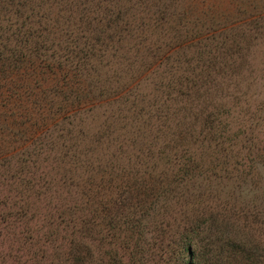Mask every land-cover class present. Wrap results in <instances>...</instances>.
<instances>
[{"label": "trees", "instance_id": "16d2710c", "mask_svg": "<svg viewBox=\"0 0 264 264\" xmlns=\"http://www.w3.org/2000/svg\"><path fill=\"white\" fill-rule=\"evenodd\" d=\"M121 1L129 4V0H0V177L9 181V193L0 202L3 212L7 211L1 222L8 228L11 222L22 221L25 229L23 240L16 239L19 248L14 252L25 249L27 264L45 260L47 264H264V241L256 233L260 229L258 215L237 210L230 203L218 204V212L209 213V217L201 212L188 216L181 228L172 214L168 220L163 216L164 220L157 219L148 242L136 224L129 222L131 214L125 218L98 201L97 206H103L100 224L105 231L98 239L92 237L91 223L74 217V206L65 211L51 206L52 214H43L39 228L29 226L41 215L38 199L50 200L51 180L41 172L47 163L65 168L68 174L71 163H81L86 173L97 168L87 181L89 186L99 174L110 177L106 181L109 186L124 179L113 157L102 165L99 159L86 155L93 152L92 146L105 142L101 141L105 135L117 133L128 122L132 125L135 116L142 117L152 106L129 101L128 89L119 85L115 74H99L107 68L106 62L129 60V49L118 47L125 36L134 34L144 45L152 33L168 29L172 34L170 45L159 52L146 49L145 54L132 52L131 57L144 72L156 73L158 89L167 91L160 104L163 108L156 109L159 114L165 111L170 93L181 94L176 85L192 90L197 85L208 86L211 69L219 65L225 72L231 70L229 60L241 51L238 43L243 31L227 41L219 37H227L225 33H201L191 26L181 32L179 23L171 25L174 0H131L130 4L137 6L148 3L144 18L130 14L129 8L120 10ZM212 21L207 19V24ZM199 61L207 62L204 69L189 64ZM182 66L185 77L178 72ZM155 67H161L160 71ZM49 91L56 100L49 98ZM103 101L120 104L79 150L75 128L80 127L82 115L101 108ZM225 117L227 112L220 105L202 114L200 131L204 136L199 142L217 140L219 148L233 145L234 138L221 129ZM192 119L198 118L194 115ZM162 127L166 126L157 131ZM181 132L184 137L177 136ZM192 133L190 127H181L176 139L175 135L169 142L163 139L156 161L145 166L149 154L138 161L142 176L127 188L141 189L132 219L139 212L147 214L160 198L165 202L177 198L184 177L197 168L188 148L189 140L191 144L196 141ZM227 149L231 154L232 149ZM157 164L162 166L159 174L155 172ZM93 195L85 200L93 203L101 194ZM11 258L17 262L20 255Z\"/></svg>", "mask_w": 264, "mask_h": 264}, {"label": "rangeland", "instance_id": "374dc122", "mask_svg": "<svg viewBox=\"0 0 264 264\" xmlns=\"http://www.w3.org/2000/svg\"><path fill=\"white\" fill-rule=\"evenodd\" d=\"M122 2H119L120 10L129 8L130 14L139 18L146 16L148 3L137 6L130 4L131 0L129 4ZM171 5L173 17L170 24L176 26V23H179L181 32L191 26L201 33L207 30L225 33L227 37L223 34L219 37L230 41L231 38L236 37L234 35L243 31L241 42L238 43L241 51L235 52L229 60L233 67L225 72L222 67L215 65L211 69L212 73L208 78L211 83L209 82L208 86L197 85L196 89L192 90L176 85V90H180L181 94L170 93V99L164 105L165 111L159 114L156 109L163 108L160 104L165 101L167 91L158 89V84L155 83L156 73L149 75V72H144V67L139 66V62L138 65L132 62L131 57L132 52L143 55L146 49L153 53L159 52L160 49L170 45L172 34L168 29L152 33L149 41L144 42V45L138 43L139 39L134 34L132 37L125 36V39L118 43V47L129 49V60L106 62L107 68H103L104 70L99 74L103 75L105 72L108 75L115 74L114 77L117 76L119 85L128 89L129 101H136L145 108L148 105L152 106L142 117L135 116L132 125H129L132 121L128 122L125 127L121 125L119 128L122 130H118L117 133L114 134L113 131L109 136L105 135L101 140L105 142L98 147L92 146L93 152L86 155L87 158L99 159L102 165L107 164L109 157H113V163L118 168H122L124 179H118L109 186L106 181L110 177L99 174L95 180L89 182V186L87 181L97 168L91 173H86L83 172L81 163H71L68 174L65 173V168L61 169L59 165L47 163L45 164L47 167L41 172L48 175V179L51 180L50 200L44 197L38 199L37 206L41 215L37 222L33 219L29 226L36 224L39 228L43 223V214H52L51 206L61 208L62 211L74 206V211L77 209L74 217L91 223L92 237L98 239L105 233L100 224L102 215L100 209L104 205L111 211L124 214L125 218L128 213L131 214L128 216L129 222L136 224L140 234H143V240L148 242L147 239L152 235L157 219L164 220L163 216L168 220L167 216L172 214L181 228L188 216L201 212L209 217L211 216L209 213L218 212L216 209L218 204L230 203L236 206L237 210L258 215L260 229H257L256 233L264 241V0H174ZM183 14L185 16H180ZM207 19L213 21L207 24ZM236 39L238 41V38ZM204 63L199 61L189 64L197 65L199 70L204 69ZM160 68L155 67L159 71ZM178 72L180 76L185 77L184 66ZM165 83L163 81V84ZM48 94L50 99L56 100L52 92L49 91ZM105 103L107 102L103 101L101 108L95 107L92 113L81 116L80 127H76L74 133L75 144L78 145L79 150L89 138L93 137L98 125L115 112L118 106L116 104H120V101L115 102L116 104ZM219 105L221 110L227 112V117L221 123V129L224 130L225 136L234 138L233 145L224 144L220 148L217 146V140L199 142L204 136L200 131L203 124L200 119L202 114L205 115V112H210ZM194 115L198 119L193 120ZM161 126L166 127H162L161 132H158ZM181 127L182 130L190 127L195 136L196 141L193 144L188 141V148L190 147L191 159L197 168L191 169L184 177L176 199L174 197L165 202L164 198H160L146 212L147 214L139 212L132 219V211L138 206L140 200L138 194L141 189H132L133 186L130 190L127 188L136 177L142 176L144 170L143 167L139 169L138 161L147 154L151 159L146 157L145 166L156 161V155L164 147L163 139L169 142L174 135L176 139ZM184 132L177 136L184 137ZM207 147H210V150H207ZM227 147L232 149L229 155ZM234 156L238 158L237 163L242 167L237 166ZM224 161H227L225 165L222 163ZM161 171L162 166L157 164L155 172L159 174ZM8 182L4 177H0V202L9 193ZM87 188L101 194L100 197L93 199V203L85 200L94 196ZM83 192L85 193L82 195ZM97 201L102 204L100 207L97 206ZM5 212L0 203V264H18L19 261L20 264H27L28 256L24 257L25 249L20 253L14 252L19 248L16 239L20 242L23 240L24 223L13 221L9 224L10 227L4 228L5 222L1 221H3L2 215H6ZM18 255L20 258L17 262L11 258ZM49 258L52 259L53 256L50 255ZM44 262L43 264H47V260Z\"/></svg>", "mask_w": 264, "mask_h": 264}]
</instances>
